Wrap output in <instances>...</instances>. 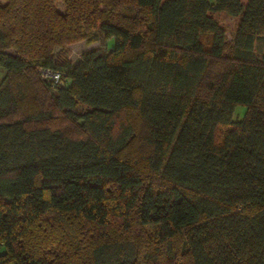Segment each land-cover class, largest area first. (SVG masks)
I'll list each match as a JSON object with an SVG mask.
<instances>
[{
	"label": "trees",
	"instance_id": "16d2710c",
	"mask_svg": "<svg viewBox=\"0 0 264 264\" xmlns=\"http://www.w3.org/2000/svg\"><path fill=\"white\" fill-rule=\"evenodd\" d=\"M0 66V264H264V0H0Z\"/></svg>",
	"mask_w": 264,
	"mask_h": 264
},
{
	"label": "rangeland",
	"instance_id": "374dc122",
	"mask_svg": "<svg viewBox=\"0 0 264 264\" xmlns=\"http://www.w3.org/2000/svg\"><path fill=\"white\" fill-rule=\"evenodd\" d=\"M245 2V0H241ZM3 2V1H2ZM56 7L59 11H63V5L61 2L56 4ZM211 14L217 20L219 25L225 30L228 39H232L234 32L236 30L239 16H232L223 11H212ZM113 40L112 37L104 39L101 38L98 41L88 43L84 40L76 41L68 44L65 47H55L53 50L54 60L56 62H61L64 60H69L72 63H76L81 55L85 52L93 51H104L108 50L112 46ZM256 47L261 49L263 44L261 42L256 43ZM5 74V69L0 66V79ZM77 111H83L86 109L84 104L77 105ZM245 112V107L237 106L231 119L234 121L243 117ZM0 250L4 251V248L0 246Z\"/></svg>",
	"mask_w": 264,
	"mask_h": 264
},
{
	"label": "built area",
	"instance_id": "2783aa9c",
	"mask_svg": "<svg viewBox=\"0 0 264 264\" xmlns=\"http://www.w3.org/2000/svg\"><path fill=\"white\" fill-rule=\"evenodd\" d=\"M38 71L42 77L46 79L48 78L52 80L54 83H59L61 85L64 84V80L62 79V73L60 71H54L50 68H43V67H39Z\"/></svg>",
	"mask_w": 264,
	"mask_h": 264
},
{
	"label": "crops",
	"instance_id": "0c3cea01",
	"mask_svg": "<svg viewBox=\"0 0 264 264\" xmlns=\"http://www.w3.org/2000/svg\"><path fill=\"white\" fill-rule=\"evenodd\" d=\"M0 252H2V250H0Z\"/></svg>",
	"mask_w": 264,
	"mask_h": 264
}]
</instances>
